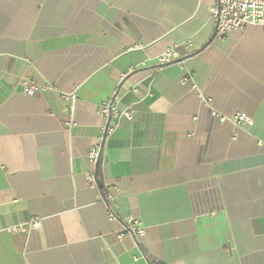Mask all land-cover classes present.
Segmentation results:
<instances>
[{
	"label": "crops",
	"instance_id": "crops-1",
	"mask_svg": "<svg viewBox=\"0 0 264 264\" xmlns=\"http://www.w3.org/2000/svg\"><path fill=\"white\" fill-rule=\"evenodd\" d=\"M216 1L0 0V264H264V28Z\"/></svg>",
	"mask_w": 264,
	"mask_h": 264
},
{
	"label": "built area",
	"instance_id": "built-area-1",
	"mask_svg": "<svg viewBox=\"0 0 264 264\" xmlns=\"http://www.w3.org/2000/svg\"><path fill=\"white\" fill-rule=\"evenodd\" d=\"M211 16L215 20L214 37L218 40H224L231 32L242 31L249 26H257L264 28V0H217L210 9ZM181 59L176 46L166 49L158 58L159 67L166 66L172 62H178ZM124 77V76H123ZM25 93L33 96L40 90V86L35 80L29 79L24 82ZM135 91V90H133ZM117 98V90L112 93L111 99L105 104L97 107V113L105 118L106 134L113 131L112 120L122 117L128 121H133L134 110L130 108L120 109ZM73 106H70L72 110ZM213 118H218L219 122H225L228 119L219 116L216 112L211 111ZM230 121L235 125H244L250 120L243 114L234 115ZM92 162H96L98 154L95 152L89 155ZM89 181L95 186L96 179L94 175L89 176ZM105 202L110 199V196H101ZM113 216V214H111ZM39 222H31V228H38ZM125 232L131 236H142L143 229L135 220H127L125 222ZM122 235H119L121 237Z\"/></svg>",
	"mask_w": 264,
	"mask_h": 264
},
{
	"label": "water",
	"instance_id": "water-1",
	"mask_svg": "<svg viewBox=\"0 0 264 264\" xmlns=\"http://www.w3.org/2000/svg\"><path fill=\"white\" fill-rule=\"evenodd\" d=\"M102 147H103V143H102V145H101V147H100V151H99L100 154H101ZM100 154H99V156H98V159H97L96 164H98V162H99ZM96 185H97L98 188H100V189H101L102 186H103L101 180H99V179H96Z\"/></svg>",
	"mask_w": 264,
	"mask_h": 264
}]
</instances>
